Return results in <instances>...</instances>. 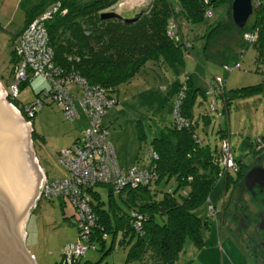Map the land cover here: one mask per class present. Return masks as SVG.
<instances>
[{
    "label": "trees",
    "instance_id": "1",
    "mask_svg": "<svg viewBox=\"0 0 264 264\" xmlns=\"http://www.w3.org/2000/svg\"><path fill=\"white\" fill-rule=\"evenodd\" d=\"M118 1L40 0L28 11L24 27L58 3L59 11L44 24L53 63L62 69L63 74L77 75L89 85L104 88L106 98L111 99L118 88L128 84L148 61L178 71L188 46L183 30L208 18L205 14L207 10L212 12L218 5L227 6L228 19L213 25L205 34L202 48L204 61L221 66L225 71L239 69L237 59L243 48L249 45L256 52L255 61L261 66L264 76V10L260 6L253 8V23L237 29L229 14L232 0H151L147 8L130 18H123L111 10ZM233 31L237 32L239 41L224 46L223 42L230 39ZM245 34L252 35L254 39L248 43ZM211 79L208 82L210 89L219 86L213 95L195 86L190 77L180 84L177 95L182 87L185 90L176 113L188 124L178 127L172 116L160 135L149 141L148 164L134 166L153 174L147 183L127 186L117 193L103 184L88 190L90 204L97 217L88 237L90 246L96 242L103 247L107 233L115 235L118 228L122 230L120 244L129 245L126 262L176 264L186 240L196 248L202 246L200 228L207 225V221L198 218L193 211L207 204L214 184L230 170H224L221 164L222 142L218 151L211 149L195 132L198 122H210L207 113L196 109L200 104L199 98L207 103V110L211 113L216 112L217 96L226 104L224 80L216 75ZM216 79L220 80V84L216 83ZM258 91L264 98V81L231 93L239 95ZM220 136L222 141L227 138L225 131H220ZM138 137L144 140L141 127ZM258 145L264 150V135L258 139ZM251 151L256 154L255 149ZM234 161L237 168L235 178L231 180L233 183L241 180L245 170L240 161ZM170 180L174 182L173 189L166 192L162 187L157 188L160 183L166 184ZM227 185L228 176L225 188ZM98 186L107 187L108 197H111L109 202L115 210L107 209L95 191ZM114 194L118 195L119 202L112 198ZM110 212H114L113 226ZM73 217H76L75 210ZM138 220L140 229L135 230L133 224ZM84 255L73 256L66 261L61 252V259L56 264H100L84 260Z\"/></svg>",
    "mask_w": 264,
    "mask_h": 264
},
{
    "label": "rangeland",
    "instance_id": "2",
    "mask_svg": "<svg viewBox=\"0 0 264 264\" xmlns=\"http://www.w3.org/2000/svg\"><path fill=\"white\" fill-rule=\"evenodd\" d=\"M122 2L123 6L115 5L111 10L116 14L121 12V9L125 10L120 16L130 18L132 16H129L130 11L127 12V9H130L133 3L137 8L140 7L138 13L147 8L151 0H122ZM259 6L264 10V0H253V8L258 9ZM226 10L227 6L218 5L208 18L191 24L183 30L182 34L188 46L187 52L183 54V65L178 67V71L159 65L155 61L146 62L128 84L118 88L116 96H118L120 106H116L118 104L116 101L114 105L106 109L108 111L116 106V109L113 110L114 113L117 110L122 111L118 117L113 114V120L117 118L116 130L122 139V146L129 151L132 149L131 145H134V141H136L135 162L137 167L146 166L149 156L147 154L148 141L137 140L136 120L141 121L142 125L140 126L143 127L142 130H144L147 139L152 136L154 131V134H159L158 126H162L164 122L168 125L170 116L172 117L180 84L192 77L199 89L207 91L208 82L214 75L224 80L226 89L224 97L227 95L226 104H223V100L217 96L216 112L211 113L207 110V103L199 98L200 104L196 109L199 112L207 113L210 122L207 124L198 122L195 127L196 135L211 149L218 151L222 142L220 131H225L233 158L240 161L246 168L253 164L255 157L251 149L256 148L258 139L264 135L263 94L258 91L235 95L231 91L257 86L264 81L262 68L255 61L256 52L249 45L243 48L237 59L239 69L234 68L230 71H225L221 66L206 63L202 53L207 30L228 19ZM252 23L253 16L249 17L246 26H250ZM244 38L248 43L254 39L249 34H245ZM239 39L237 32L233 31L230 34V39L227 42L224 41L223 45L232 44ZM13 66V43L11 44L7 38L2 39L0 36V85L3 88H6L11 80ZM30 79L31 76H29ZM33 80V83L30 81L22 84L17 98L19 103L32 102L35 99L34 90L36 87L40 84L45 86L41 78ZM40 80L42 81L40 82ZM116 96L114 94L113 98L116 99ZM113 120L107 122V131L117 135V131L114 132L115 128L111 127ZM30 123V143L36 163L46 172L45 175L48 179L62 178L64 174L67 177L65 170L57 164L56 158L59 150H62L70 140L69 132L73 127V120L65 119L60 108L53 103L46 102L30 120ZM110 137L115 138L116 136L107 134V139ZM258 153L262 158L261 164L264 166V150ZM227 176L228 185L225 188ZM234 178L233 169H230L227 174L223 173L210 190L207 204L193 211L198 218L207 221V225L200 228L202 246L196 248L186 240L176 264H264L260 257L253 255L251 247L242 242L230 229L236 226L235 221L231 220L232 210L236 206H248L252 213L261 210L260 205L252 203L249 196L241 191L238 182H231ZM161 187L167 192L173 189L174 182L170 180L166 184L160 183L157 186V188ZM95 191L99 193L108 210H115L112 202H109L111 197H108L107 187L98 186ZM238 197H241L240 201L237 200ZM112 198L119 202L117 194H114ZM209 207L213 208L215 216L209 212ZM73 213V206L61 195L55 196L49 201L38 197L35 201L24 223L22 234H25L24 246L36 264L58 263L61 259L62 249L66 245L77 243V227L74 225ZM110 213L113 226L114 212ZM236 215L238 214L236 213ZM121 238L122 230L118 228L115 235L111 232L107 233L103 247L96 242L91 247L85 244L87 249L83 259L100 264H150L148 262H126L129 245L120 244Z\"/></svg>",
    "mask_w": 264,
    "mask_h": 264
},
{
    "label": "built area",
    "instance_id": "3",
    "mask_svg": "<svg viewBox=\"0 0 264 264\" xmlns=\"http://www.w3.org/2000/svg\"><path fill=\"white\" fill-rule=\"evenodd\" d=\"M59 4L55 3L50 10L45 11L38 18L30 21L13 41V56L15 59L12 77L3 96L7 104L30 125V120L48 103L55 104L64 113L67 120L78 119L75 103L88 118V128L83 130L72 148H65L57 154V164L65 170V179H48L41 170L42 179L39 188V197L47 201L61 195L69 200L75 210L74 224L78 229V239L75 245H66L62 249L64 259L68 261L73 256H83L88 244V237L97 217L90 204L88 190L103 184L112 188L114 193L120 192L127 186H136L147 183L153 176L144 168L132 167L122 171L117 167L112 146L107 140V130L102 124V117L107 108L114 105V98H106L104 88L89 85L85 79L74 74H63L62 69L53 63V53L49 46L44 24L59 11ZM62 10L61 12H64ZM206 16L211 15L206 11ZM41 78L45 84L35 99L30 103H19L18 95L22 84L26 83L28 76ZM220 84V80L216 79ZM74 86L75 91L69 90ZM219 86L208 89V94H215ZM185 87H182L175 99L172 113L178 127L187 126L188 123L176 113V107L183 96ZM221 164L224 170L237 168L231 154L227 138L222 141ZM209 212L215 216L212 207ZM135 216V215H132ZM138 219H140L138 217ZM135 230L140 229L139 220L133 224ZM91 247V246H90Z\"/></svg>",
    "mask_w": 264,
    "mask_h": 264
},
{
    "label": "water",
    "instance_id": "4",
    "mask_svg": "<svg viewBox=\"0 0 264 264\" xmlns=\"http://www.w3.org/2000/svg\"><path fill=\"white\" fill-rule=\"evenodd\" d=\"M252 11L253 0H232L234 26L242 29ZM30 125L7 104L0 85V264H36L22 234L42 179L32 153ZM243 180L247 186L251 180L264 185V170L254 167Z\"/></svg>",
    "mask_w": 264,
    "mask_h": 264
},
{
    "label": "crops",
    "instance_id": "5",
    "mask_svg": "<svg viewBox=\"0 0 264 264\" xmlns=\"http://www.w3.org/2000/svg\"><path fill=\"white\" fill-rule=\"evenodd\" d=\"M37 2H38V0H1V2H0V36L2 39L7 38V41H10L11 44L13 43L14 39L20 34V32L22 31V29L25 25V21H26L28 11H30V9ZM118 4L122 5L123 4L122 0H119L115 5L117 6ZM115 5L113 7H115ZM130 7H131L130 9H127V12L130 11L129 16L136 14L137 11L140 9V7H138V8L136 7L135 3H133V5H131ZM120 11L121 12H119L118 14H122L123 11H125V10L121 9ZM1 42H2V40H1ZM29 76H28L27 82L32 81L31 83H33L34 82L33 79H35V80L37 79V78L31 77V79L29 80ZM191 80L193 81L192 77H191ZM41 81L42 80H40V82ZM193 83H194V81H193ZM194 85L196 86L195 83H194ZM43 88H45V86H42V84L37 86L36 89L34 90V95H36ZM74 88L75 87L72 85L69 87V90L74 92L75 91ZM116 95H117V93L115 94V96ZM115 100L118 101V104L116 106H120L119 105L120 101L118 99V96H116ZM75 105H76L79 117L75 121L73 120V127L71 129V132H69L70 140L67 143V145H65V147L62 149L72 148L75 145L77 139L81 136L83 130L88 128V118L83 114L82 110L77 105V103H75ZM116 106L112 107L110 110L106 111L102 117V124L106 130H107V124H108L107 122L114 119L113 114H116V116L118 117L120 112H122L121 110H117L114 113L113 110L116 109ZM116 119L117 118H115V120L112 121L113 124L111 126V127L115 128L114 132L117 131L116 130L117 120ZM166 120H167V118H166ZM170 121H171V116H170L169 123H170ZM140 125H142L141 121L139 119H137L135 122L137 140L141 141V142L148 141V143L153 138L158 137L160 135L161 131L164 130V128L167 126L165 124V122L162 126H160V127L158 126L157 129L160 131L159 134H154L155 133V131H154V132H152L153 134H151L152 136L148 137V139H147V136L145 137L144 130H143L144 140H139L138 130H139V127H141ZM164 125H166V126H164ZM141 128H143V127H141ZM158 130H156V131H158ZM107 132H108V136L113 134V137H115V136L117 137V138L116 137L115 138L110 137V139H107L108 142L110 143V145L112 146L117 167L120 170L127 171L130 168L137 166V164L135 162V159H136V153H135L136 152V149H135L136 141H134V145L133 144L131 145L132 149H129V151H128L124 146H122V144H121L122 139L120 138L118 131H117V135H115V133H113V132L112 133L109 131H107ZM148 143H147V146H148ZM41 170L44 172V174H46V172L43 169H41ZM65 177L66 176L64 174V177H62V178H65ZM62 178L60 177V178H56V179H62ZM218 228H220L219 225H218Z\"/></svg>",
    "mask_w": 264,
    "mask_h": 264
},
{
    "label": "flooded vegetation",
    "instance_id": "6",
    "mask_svg": "<svg viewBox=\"0 0 264 264\" xmlns=\"http://www.w3.org/2000/svg\"><path fill=\"white\" fill-rule=\"evenodd\" d=\"M261 150L262 146L260 145L255 148L256 154L254 155V162L251 166H247L249 168L245 167L246 169L244 170L241 180L238 182L241 191L249 196L252 203L260 205L261 210L252 213L248 206H236L232 210L233 214L231 216V220L235 221L236 226L230 229L242 242L251 247V251L255 257H260L264 261V185H261L260 180L257 182L251 180L247 186L243 180L245 174L254 167H260L264 170V166L260 161L262 158L258 155V152ZM240 198L241 197H238L237 200L240 201ZM236 213L238 215H236Z\"/></svg>",
    "mask_w": 264,
    "mask_h": 264
}]
</instances>
